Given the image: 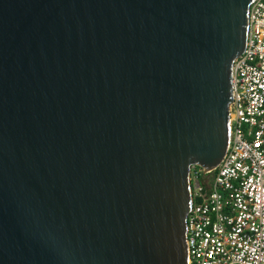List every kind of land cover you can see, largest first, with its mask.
<instances>
[{
  "label": "water",
  "instance_id": "water-1",
  "mask_svg": "<svg viewBox=\"0 0 264 264\" xmlns=\"http://www.w3.org/2000/svg\"><path fill=\"white\" fill-rule=\"evenodd\" d=\"M254 2L0 0V264H188Z\"/></svg>",
  "mask_w": 264,
  "mask_h": 264
},
{
  "label": "built area",
  "instance_id": "built-area-1",
  "mask_svg": "<svg viewBox=\"0 0 264 264\" xmlns=\"http://www.w3.org/2000/svg\"><path fill=\"white\" fill-rule=\"evenodd\" d=\"M232 85L227 153L189 175L188 264H264V0L249 8Z\"/></svg>",
  "mask_w": 264,
  "mask_h": 264
}]
</instances>
